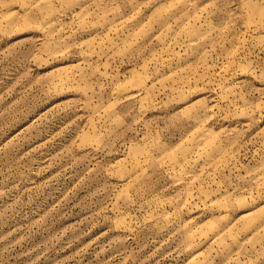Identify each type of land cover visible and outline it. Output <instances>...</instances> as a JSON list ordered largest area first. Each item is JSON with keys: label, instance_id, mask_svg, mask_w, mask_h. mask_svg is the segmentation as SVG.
I'll use <instances>...</instances> for the list:
<instances>
[{"label": "rangeland", "instance_id": "1", "mask_svg": "<svg viewBox=\"0 0 264 264\" xmlns=\"http://www.w3.org/2000/svg\"><path fill=\"white\" fill-rule=\"evenodd\" d=\"M0 264H264V0H0Z\"/></svg>", "mask_w": 264, "mask_h": 264}]
</instances>
